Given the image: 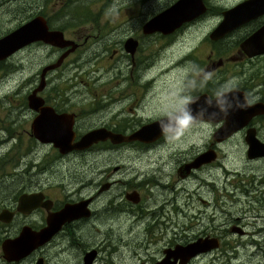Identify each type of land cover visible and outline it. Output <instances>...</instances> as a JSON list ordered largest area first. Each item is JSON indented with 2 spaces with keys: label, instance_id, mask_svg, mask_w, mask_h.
<instances>
[{
  "label": "flooded vegetation",
  "instance_id": "1",
  "mask_svg": "<svg viewBox=\"0 0 264 264\" xmlns=\"http://www.w3.org/2000/svg\"><path fill=\"white\" fill-rule=\"evenodd\" d=\"M58 1L65 5L76 0ZM84 1L77 0L80 4ZM117 1L88 0L83 8L86 9L91 3H100L102 10L99 12L104 14L99 20H83L82 23H86L80 26H76L78 22L73 20L58 25L45 18L47 29L59 30L63 38L71 41L69 46L57 47L35 41L0 60V213L7 211L6 215L0 217V243L5 238L16 236L24 227L39 231L47 226V220L57 226L47 241L17 261L3 258L0 247V264H35L38 259L39 264H49L47 248L51 244L68 250L69 255H78V264L80 259L81 264H157L169 250L177 246L183 247L198 238H215V248L199 252L183 263L197 264V260L205 255L223 251L224 247H220L221 237L226 247L230 246L231 241L238 243L239 247L259 246L261 249L264 243V210L243 211L235 216V211L220 208L225 201L243 202V206H253V203L259 206V199L264 200V153L254 154L251 151L255 139L263 144L259 150H264V0L245 3L244 8L262 11L249 15L241 24L215 39L208 35L221 20L222 11L246 0H234L221 5L201 0L204 11L166 35L143 34L141 31L123 35L131 30L118 27L130 24L126 20H118ZM173 1L164 5L168 6ZM72 9L84 14L77 6ZM205 21L211 23L210 31L195 39L185 53L174 58L165 71L158 73L165 74L180 68L186 70L180 83L181 89L178 86L169 89L176 106L181 96L190 95L204 104L205 99L229 89L242 101L247 97L245 108L249 109L246 112L249 117L227 137L221 140L213 137L223 124L224 119L221 117H217L208 127L194 125L193 132H202L206 136H198L208 138V141L187 150L179 148L181 137L176 138L177 144L173 146L175 139H166L161 134L151 142H111L106 137L84 148H70L61 152L52 143L40 142L32 134L33 118L39 110L45 111L46 107L58 116V120L69 125L72 133L70 145L86 132L95 129L127 137L144 123L153 121L154 118H142L146 117L148 109L158 107L155 110L163 113L173 110L176 106L172 107L167 100L157 101V77L151 76V71L144 72V65L151 58L149 54L147 59L145 51L154 53L152 61L155 63L163 56V49L173 45L182 36L178 33L184 27L196 26ZM65 25L78 27L73 31L76 34L67 36L66 29L62 27ZM104 25H109L111 29L103 31L101 26ZM16 26L0 29V35ZM86 27L95 30L82 33V28ZM122 30L121 35H116ZM128 38L132 40L131 49L125 44ZM152 38L160 40L155 52L150 50ZM110 44L112 46L108 50ZM71 46L74 47L56 67L43 73L44 84L33 94L41 98L37 108L29 106L27 95L39 84L40 70L44 65L36 69L25 82V94L18 88L23 80L21 77L14 86L5 87L22 64V56L16 64L13 62L18 52L47 47L51 49L49 54L55 56L49 64ZM124 59L130 65L126 73L120 69ZM7 63L15 66V72L10 76H6L5 72ZM99 63H106L107 66L103 67ZM71 64V73L76 74L75 70L79 68L80 79L84 81L80 82L81 91L74 83L63 91L59 86L62 81L72 80L66 76ZM104 68L111 71L113 77L128 79L125 87H137L142 91L140 98L135 102V95H130L129 99L133 103L129 106L123 104V90L117 95L101 98L94 86L100 84L97 81L101 80L99 75ZM90 74H95L93 79L96 82L89 83ZM138 79L142 83L136 82ZM78 91L79 98L70 97L78 94ZM142 97L147 101L144 108L140 106ZM163 113L159 117H163ZM24 136L26 143L23 141ZM236 138L238 140L234 145L241 150H233L239 153L235 154V158L246 171L234 176L231 174L238 170L223 165L231 150L220 148ZM209 150L214 153L212 159L203 155ZM199 155L200 159L191 165ZM69 165V168H63ZM217 166L224 170V181L232 177L230 191L225 182L219 188L220 194H217L218 189L213 187L214 181L210 183L208 177ZM60 176H66L67 181L55 182L54 179ZM191 183H194L193 188ZM46 184L57 188L59 196L51 194L49 186H44ZM209 193L214 194L210 199L212 203L208 201L209 198L202 197V194ZM22 194H32L35 198L19 202ZM198 197L201 199L196 200ZM65 207L69 208L66 214L56 216ZM211 208L221 212L222 217L227 219L223 229H217V225L211 221V214L214 213L210 211ZM191 218H197V222L191 223ZM203 219L206 221L202 222ZM228 235L237 237L226 239ZM240 239L243 240L239 243ZM180 260L176 258L174 264Z\"/></svg>",
  "mask_w": 264,
  "mask_h": 264
},
{
  "label": "rangeland",
  "instance_id": "2",
  "mask_svg": "<svg viewBox=\"0 0 264 264\" xmlns=\"http://www.w3.org/2000/svg\"><path fill=\"white\" fill-rule=\"evenodd\" d=\"M35 4H38L41 6L42 9V14L46 16V18L49 19V21H52V23L57 22L58 25L60 24H65V21L68 20H73L78 22L76 26L84 25L82 23L83 20H99L103 16V12H99L102 10L100 8L99 4L100 3H91L87 5V8H83L87 3L88 0H85L83 3H78L77 0L75 2H68L65 5H62L58 3V0H28ZM171 0H118L116 4H118V10L116 12L118 13V20H126L130 26H120L118 29H130L131 31L125 32V34H135V33H141V24L146 20L147 17L153 16L155 13L158 11L162 10L166 6L164 4L170 2ZM206 1V0H205ZM210 2L214 4H225L229 2H233L234 0H209ZM25 0H16L12 4H6L5 0H0V29H5V28H12L16 26L20 21H24L28 19L30 16L26 15L25 13H20L21 12V6L24 4ZM207 2V1H206ZM208 3V2H207ZM115 4V5H116ZM77 6L81 10L84 11V14L80 13V10H73L72 7ZM17 13L20 15V20H17ZM98 18V19H97ZM105 19V18H103ZM185 23V22H184ZM16 24V25H15ZM100 24V23H99ZM211 26V23L208 21H205L201 24L194 25V26H189V27H184L181 32L178 33L180 36L176 41H174L173 45H171L168 48L163 49V56L157 60L155 63L152 61L154 53H150L149 51H145V55L147 56V59H149V54L151 56L150 61H148V66L147 63L144 65L145 71L152 72L151 76H156L157 77V83L158 85L155 87L158 89V92H156L158 98L157 101L160 102L161 100H167V102H170V105L176 106L175 100L172 97V91H169V89H175L177 86L181 89L180 83L183 80V77L186 73V70L184 68L180 69H174V70H169L165 74H159L158 72L165 71L173 62L174 58L180 56L181 54L185 53L187 49L192 45L195 39L199 38L201 35L204 33H208L210 31L209 27ZM64 29H66V35L67 36H74L73 34H76L75 31L78 27H67V25L62 26ZM83 31L89 30L88 27L85 29L82 28ZM101 29L103 31L111 29L109 25H104L101 26ZM9 31V29L6 30V32ZM173 32V31H172ZM171 32V33H172ZM123 33V30L116 35H121ZM4 34V33H3ZM170 34V33H169ZM177 34V33H176ZM113 36V35H110ZM114 38V36H113ZM160 45V40H154L153 38L151 39V46L150 50L152 52H155L158 49V46ZM112 44L109 45L108 50L111 48ZM51 52V49L47 47H40L35 50H32V48H28L26 50H23L21 53H17L15 58L13 59L14 64H16L22 56V64L20 66V69L15 72V66H11L10 63H7L6 66V76L12 75L14 72L15 74L12 76V78L5 84V87L9 88L11 86H14L19 82V77L23 78L21 84L19 85L18 88L21 89V92L23 94L26 93V86L27 84L25 83L32 75L33 72L40 68L43 65H46L49 61L54 59L55 56L50 55L49 53ZM103 67H106V63H99ZM98 64H93L92 66H96ZM129 62L127 59H124L120 65V69L122 70V73H126L127 69L129 68ZM73 67L72 64L69 67V71L66 73L67 77L72 78L71 81H62L59 86L61 87L62 91L67 88V86L71 83L76 84V87L79 89V91L82 90V86L80 85V82H84L81 80V74L79 73V68H76L75 72L76 74L71 73L72 70L70 68ZM85 68L84 66H82ZM89 66V70H90ZM13 72V73H12ZM89 72V71H88ZM109 72V73H108ZM111 71H107V68H104L99 76H101V80L97 81L100 84L98 86H94V89L96 92H98L101 95V98H105L107 95H117L121 90H123V104L125 106L131 105L133 102L129 99L130 95H135V102L140 96L142 95V91H139L136 88H132L131 86H128L127 88L125 87V84L128 83V79H122L120 77H113L112 74L110 73ZM93 76L95 74H90L89 77V83L91 82H96L93 79ZM136 82L142 83L141 79L136 80ZM4 90V89H3ZM78 91V94L70 96L73 98H79L80 93ZM93 92V91H90ZM145 95V91L143 92ZM153 101H156L155 99ZM134 102V103H135ZM147 101L145 98L140 99V106L141 107H146ZM158 107L148 109L146 117H142L143 119H151L159 117L163 112H160ZM150 110H152V113H150ZM194 129L191 128L188 132L185 133L184 136L180 138V143L181 146L179 148L183 150H187L188 148L191 147H197L201 146L203 143L208 141V138L200 137L198 135H204L202 132L199 134L193 132ZM238 139H232L231 142H227L223 145H221L220 150H231L228 152L227 156L225 157L224 161V167L228 168V166L232 167L233 169L238 170V172H233L231 175L236 176L235 174H241L244 173L246 170L242 167L241 162L235 158V154L239 155L238 151H233V150H241L240 148H237L234 143ZM24 143H26V137L24 136L23 138ZM172 141H169L171 143ZM131 143V142H128ZM177 140H173V146H176ZM69 166L63 167L64 169L69 168ZM175 174L173 173V177ZM67 177H58L57 179H54L55 182L57 181H67ZM210 183L212 184L213 182V187L217 190V194H220V189L221 186L225 183L226 188L228 190L232 187L231 182H232V177L229 178L227 181H224V170H221L219 166L214 168L212 171V174L208 177ZM192 184V188L194 187V183ZM44 186H49L51 189V194L55 193L57 196H59V192L57 188H51L50 185H44ZM191 188V189H192ZM230 191V190H229ZM203 198H209V202H211L210 199L214 197L213 193L209 194H202ZM200 197L196 198L198 200ZM201 199V198H200ZM260 198L259 200H261ZM184 200V199H183ZM243 202H223L221 203V209L224 207L227 209H230L232 211H235L236 214L235 216H238L239 213H242L243 211H248V212H255L257 209L263 210L259 204L253 203V206H243ZM76 208V207H75ZM69 208H63L56 216H60L63 214H66V211ZM218 209V207H217ZM219 210V209H218ZM192 212H195L194 209H191ZM210 211H214V213L211 214V221H213L214 224L217 225V229L224 228V221L227 219L222 217V213L218 212L216 209H210ZM214 214V215H213ZM206 221V219H203L202 222ZM191 223H196L197 218H191L190 219ZM211 223V222H210ZM219 226V227H218ZM257 229V228H256ZM54 232V231H53ZM217 234V233H216ZM219 235V234H218ZM237 236L235 235H228L225 238L226 239H231V238H236ZM240 239L238 242L240 243ZM225 240H222L221 237V242H220V247L223 248V251L221 252H216L213 251V253H209L208 255H205L202 259L197 260V264H264V243L260 249L258 246L257 248H254V246H248V247H239V244L236 242H231L230 241V246L226 247V243L224 245ZM264 242V239H263ZM48 254H49V259L48 262L49 264H78L77 262V257L78 255H69L68 250L62 249L61 247L56 246L55 244H51L47 248ZM77 253V252H75ZM102 255H104V252H101ZM229 256L230 258L226 257ZM210 259V261H208ZM135 261V260H134ZM138 261V260H136ZM81 264V259L80 263ZM134 264H137L135 262Z\"/></svg>",
  "mask_w": 264,
  "mask_h": 264
},
{
  "label": "water",
  "instance_id": "3",
  "mask_svg": "<svg viewBox=\"0 0 264 264\" xmlns=\"http://www.w3.org/2000/svg\"><path fill=\"white\" fill-rule=\"evenodd\" d=\"M251 2H254V0L240 2L230 9H225L222 11L221 20L208 36L213 39L221 37L232 28L241 24L245 19L249 18V15H252L253 13H260L262 10L244 8V5H246L245 3L249 4ZM202 11H204V6L201 0H174L171 4L148 18L141 25V32L143 34H169L180 27L184 22H188L196 17ZM35 41H41L45 44H50L57 47L69 46L71 43L70 40L62 37V33L59 30H48L45 24V18L42 15L37 14L25 20L14 29L4 32V34L0 35V60L9 56L25 45ZM125 44L128 45V49H131L132 40L128 38ZM73 47L74 46H71L65 50L59 57L56 58L53 63L46 64L41 68L39 84L29 95H27L28 104L30 107L35 109L40 103L41 98L36 95L34 96L33 94H35V91L39 90L44 84L42 76L43 73L56 67L60 63L61 59L69 51H71ZM232 95L238 96L233 92ZM200 105H203L202 101H199L198 104H195L192 107L195 109ZM44 109L47 112L39 110L38 115L34 117L31 122L32 134L40 142L52 143V145L58 147L61 152L67 151V149L70 148L81 149L88 146L92 142L103 140L106 137H108L111 142H120L123 140L151 142L162 134L160 120L163 117H159L151 122L144 123L127 137H122L118 134H111L103 129H95L86 132L80 139H78V141H76L73 145H70L69 141L71 139L72 133L70 131L69 125L65 124V121L58 120L56 118L58 116H56L47 107ZM248 110V108L231 109L226 119L223 116H219L223 118L224 121L214 133L213 137L215 140H221L222 138L227 137L231 131L243 125L247 120V117H249V114L246 113ZM209 111H215V109H209ZM48 115H52V117H48ZM253 142V145H251L253 150L251 151H253L254 154L258 152L264 153L263 149L259 150V148L263 147V144L259 143V141L256 139ZM203 155H207L209 157L208 159H212L214 153L212 150H209ZM200 157L201 155L197 156L190 164H195L197 160L200 159ZM34 198L35 196L32 194H22L19 197V202L32 201ZM36 204L37 203L34 205ZM6 214L7 211L4 210L0 213V217L1 215L4 216ZM47 222V226L40 229L39 231H32L28 227H24L18 232L16 236L3 239L0 243L3 258L17 261L26 253L47 241L54 229L57 228L56 225L50 223V220H47ZM236 228L239 229V227ZM238 233H240L239 230ZM216 246L217 240L215 238H198L183 247L177 246L174 248V250H169L164 259L157 262V264H174L176 258L178 257L182 259L178 262V264H183L185 259H188L199 252L208 250L209 248H215ZM170 257H172V260H170ZM39 262L40 259H38L35 264H39Z\"/></svg>",
  "mask_w": 264,
  "mask_h": 264
},
{
  "label": "clouds",
  "instance_id": "4",
  "mask_svg": "<svg viewBox=\"0 0 264 264\" xmlns=\"http://www.w3.org/2000/svg\"><path fill=\"white\" fill-rule=\"evenodd\" d=\"M247 103V97L242 101L239 96L232 95V89L217 92L214 97L205 99L204 104L195 109L192 106L198 104L197 99L190 95L181 96L173 110L163 113L160 120L161 132L166 139L182 137L194 125L211 126L217 117L223 116L226 119L231 109H243Z\"/></svg>",
  "mask_w": 264,
  "mask_h": 264
},
{
  "label": "trees",
  "instance_id": "5",
  "mask_svg": "<svg viewBox=\"0 0 264 264\" xmlns=\"http://www.w3.org/2000/svg\"><path fill=\"white\" fill-rule=\"evenodd\" d=\"M14 1H16V0H5V3L6 4H12ZM41 12H42V9H41L40 5L35 4V6H34L31 1L26 0V2L21 6V12L20 13H25L28 16L40 14L44 18H46L45 15H43ZM16 18H17V20H20V15L18 13H17V17ZM153 34L154 35H158V33H153ZM55 95H57V93H55ZM42 162H47V161L43 160ZM260 206H262L263 210H264V200H263V198L261 199ZM216 252H221V251H216Z\"/></svg>",
  "mask_w": 264,
  "mask_h": 264
},
{
  "label": "bare ground",
  "instance_id": "6",
  "mask_svg": "<svg viewBox=\"0 0 264 264\" xmlns=\"http://www.w3.org/2000/svg\"><path fill=\"white\" fill-rule=\"evenodd\" d=\"M114 39V38H113Z\"/></svg>",
  "mask_w": 264,
  "mask_h": 264
}]
</instances>
